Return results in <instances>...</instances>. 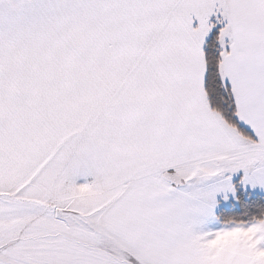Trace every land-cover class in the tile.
I'll list each match as a JSON object with an SVG mask.
<instances>
[{"label":"snow or ice","instance_id":"snow-or-ice-1","mask_svg":"<svg viewBox=\"0 0 264 264\" xmlns=\"http://www.w3.org/2000/svg\"><path fill=\"white\" fill-rule=\"evenodd\" d=\"M0 264H264V0H0Z\"/></svg>","mask_w":264,"mask_h":264}]
</instances>
